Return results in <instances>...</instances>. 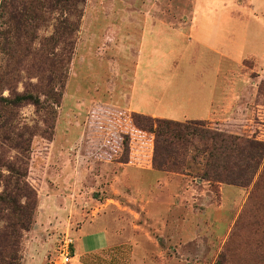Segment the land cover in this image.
<instances>
[{"label":"rangeland","instance_id":"374dc122","mask_svg":"<svg viewBox=\"0 0 264 264\" xmlns=\"http://www.w3.org/2000/svg\"><path fill=\"white\" fill-rule=\"evenodd\" d=\"M263 82L264 0H0V264L67 237V264H264V160L246 188L156 170L126 108L264 143Z\"/></svg>","mask_w":264,"mask_h":264},{"label":"trees","instance_id":"16d2710c","mask_svg":"<svg viewBox=\"0 0 264 264\" xmlns=\"http://www.w3.org/2000/svg\"><path fill=\"white\" fill-rule=\"evenodd\" d=\"M263 86L264 82L260 91ZM43 91L46 97L49 96L44 86ZM22 101L35 107L41 103L31 93L16 99V102ZM132 123L140 132L153 137L152 165L156 170L184 174L188 163H203V178L212 187L250 186L264 160L263 142L220 132H207L199 128L205 126L203 120L178 122L135 113L132 115ZM196 144L201 145V150H197ZM194 150L200 154L193 155L191 152ZM201 157L203 160L200 162ZM18 191L19 188L15 187L12 192Z\"/></svg>","mask_w":264,"mask_h":264},{"label":"crops","instance_id":"0c3cea01","mask_svg":"<svg viewBox=\"0 0 264 264\" xmlns=\"http://www.w3.org/2000/svg\"><path fill=\"white\" fill-rule=\"evenodd\" d=\"M193 16H194V14H192V17ZM192 21L193 20L190 21V25L189 26L193 25V22ZM204 28H205V25H203V29ZM214 28L215 27L213 26V30H214ZM189 29H190V31H192L190 27H189ZM142 32L143 33H142V35L140 37L141 42H142L143 37H144V34H145V27L143 28ZM154 33H156V26H155V31H153V34ZM157 39H158V37L156 39L154 38V43H153L154 44L153 45L154 49H153V53H156L157 52V49H156L157 48L156 47V45H157ZM141 50H142V43H140V45H139V54H141ZM213 54H216V51H214ZM155 56H157V55H155ZM151 61H152V58H150V62ZM147 82H148V78L147 77L146 78H143L142 84L145 85ZM152 99H153V103L156 104L157 103V96H155V97L152 98L149 95L145 96V94H141L140 100H139V102L141 104L138 103V104L129 105L126 108H128V110H130L131 112H134V113H140V114H144V115H147V116H150V117H153V118H159V119H161L160 118V117H162L161 115H158L157 113H155L151 109H148L147 106H144L145 104H147V102L149 100H152ZM199 100H200V98L197 99L196 101L199 102ZM192 101H193V99L191 97L188 100V102H192ZM149 104H152V102L149 103ZM211 107H213V104H211ZM210 118L205 119V120H209ZM199 120H203V119H199ZM186 121H190V120H186ZM105 225H106V221H103L102 223L99 221V223L91 224V225L83 228L82 230L79 231V234H80L81 237H84L85 235L88 236V234H90L91 232H95V231H97V229L98 230L101 229L100 228L101 226H105ZM102 235H103L104 244H103V247L101 249H99L101 251L104 250L106 247H108L111 244V240H112V238H111V232H107V230L103 229ZM93 252H98V250L88 251L87 253H93Z\"/></svg>","mask_w":264,"mask_h":264},{"label":"built area","instance_id":"2783aa9c","mask_svg":"<svg viewBox=\"0 0 264 264\" xmlns=\"http://www.w3.org/2000/svg\"><path fill=\"white\" fill-rule=\"evenodd\" d=\"M73 246H74V241L70 237H67L63 241V244L61 246L60 256L64 264L70 263L73 260L74 257Z\"/></svg>","mask_w":264,"mask_h":264}]
</instances>
